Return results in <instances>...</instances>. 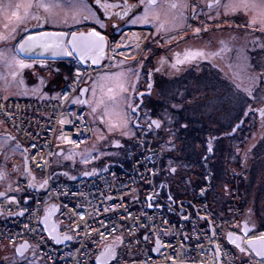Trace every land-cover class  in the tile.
<instances>
[{"label": "rangeland", "instance_id": "obj_1", "mask_svg": "<svg viewBox=\"0 0 264 264\" xmlns=\"http://www.w3.org/2000/svg\"><path fill=\"white\" fill-rule=\"evenodd\" d=\"M80 2L87 7L76 9L69 8L66 6V0H60L62 6L53 10V15L57 18L56 21L59 23L63 22L67 16V22H69L71 21V16L77 15V12L83 10L89 13L94 20H97L96 13H94L83 0H80ZM128 2L132 5L140 6L141 9L131 14V19L127 18L124 22H119L118 25L113 28V31L115 30L114 32L112 31L113 34L107 36L106 49L109 40L115 37V33H119L122 29L129 27H149L151 36L149 38L150 40L148 39V45L145 47L139 59L138 57L140 55L137 58L120 57L114 68L98 70L87 75L82 88H86L88 91L84 95L80 92L77 93L75 98L76 100L89 101V103L82 105L88 109V118L94 130V138L91 142L78 149H71L65 144H56V147H61L58 149L60 150L59 154L61 156L54 154L51 167H59L60 164L63 163L64 168L62 167V169H64V171L57 174V178L53 177V180L72 179V175L75 174L79 176L81 174L83 175V172H99L114 166L121 168V165H113L110 163L116 161L120 154L125 151L123 150L125 149L124 146L119 145V143H125L127 139L133 135H141L143 131L142 126H148L149 119L161 122L163 127L160 130L165 131L166 126L175 127L174 121L176 120V116H179L182 120L180 123L177 122V124H175V128L183 134L186 131L183 125L191 123L189 122L191 116L188 110L185 108L181 109V107H185L187 103L190 105L192 101L194 107L198 108V112L194 110V113H197L195 115V120L199 122V128L205 120H208V124L213 122L212 125H209L211 126L209 131L217 133L220 130L218 128V123L222 118V109L224 108L225 111L229 110V106L231 107L232 105L233 95L237 98L239 97L242 106L243 98L246 95L243 87L251 82L250 78L255 77L251 72L256 68L252 65L255 64L256 58L255 55L250 54V51L261 47V41L254 36L256 35L254 31H257L258 36L264 35V24L260 22L261 16L264 15V10L258 8L244 10L240 8L236 11H226L222 6L224 4L236 2V0H156L155 2L152 1L151 4H149V0H144L143 5H141V0H128ZM217 3L221 6L216 7L215 5ZM173 4H186L189 6L173 8L171 7ZM193 5L197 6L195 7V11L198 13L196 17L192 15L194 11ZM145 10L148 11L150 18V22L148 23H145L143 20V13ZM234 14H243L247 17L245 25L248 29L240 25L237 30L233 29L230 25L223 26L221 20L226 17H232ZM136 17H140V19H136ZM236 20H239V18ZM5 23H8V21L4 16L0 15V33L4 32L3 25ZM190 26H193L195 30L199 29L198 32L207 29L204 32V36L208 40L206 41L208 45L211 44L210 41L212 40L210 36H212L213 39H215V37H222L223 42L219 51L220 60L217 61L218 63L228 66V71L231 73L236 70L237 73L235 72V75L231 74V80L234 81L236 85L239 82V91L236 90L233 92L234 89L231 86V82H229L226 77L220 82L218 90L216 88L213 90H203L202 86L204 80H208L210 83H212L213 80L209 76L203 74V72H200L201 64H198V62L201 59L196 61V65L198 64L199 66L196 72L197 75L190 76L188 72L190 68H188L189 60L187 59V54L189 52L200 54L201 52L204 53L208 51L205 46L202 45L204 42L201 41L199 36L193 40L187 38L190 33L188 30ZM212 26L215 28L211 29L210 27ZM182 29L186 30L181 31ZM232 39L236 40L233 41L232 45L237 46L231 45V49H229V40ZM176 42V45H172ZM190 42L194 45H191ZM14 46V44L0 43V51L8 52V50H10L9 56H16L18 59H23L25 63L31 64L32 67L19 69L17 71L14 67L10 68L5 60H0V98H52L57 94L62 83H64L78 67L77 63L71 64L67 61L63 62L62 59L24 57L21 54H17ZM257 54L262 55V52H257ZM262 57H264V55H262ZM178 60L183 61V63H177ZM13 71L17 72L15 76L11 74ZM117 74H122L120 79H116ZM201 74H203V76ZM175 78H177L176 81L173 80ZM157 79L160 80L159 84L163 83V79H169L171 82H165L166 86L164 85V87L167 88L157 95L161 99L162 105L159 109H156L159 110L156 113L157 115H152V113L149 112L150 110H146L141 106L142 100L145 98L143 96L137 98V95L141 91L146 90L147 83L152 85V81L156 82L155 80ZM119 84H123L126 91L121 92L118 87ZM187 84L193 86H187ZM257 87L258 85L256 89ZM109 88L114 89L115 92L118 93L116 99L118 108L116 111L112 112L110 116L105 115V120L116 125L113 131H109V123H101L100 121L101 116L106 112V106L108 108L112 106V101L108 100ZM93 89H95V91H93ZM254 92L256 93V91ZM151 93H153L152 96L156 97L157 92L155 90ZM101 99H103L105 103L98 107L96 113H93L92 106H96V102ZM137 106L140 107L135 115H132L130 107ZM173 107L176 110L174 115L171 111ZM121 115L129 121V126L124 130L119 126ZM181 127H183V129ZM145 130L147 133L149 132L152 134V136L156 133L155 129L151 126ZM263 130V126L257 124L254 135H251L250 138L249 135H245L244 139L243 137L240 138L242 142V145H240V160L237 159L236 162L233 153H230L229 158L231 161L228 162L226 153L227 151L229 153L230 149L227 146L228 142H225L223 147L224 154L220 151V154H223L220 157L221 160H218V162L211 167L215 175L212 174L210 176V174L205 173L206 175L204 174L203 176L205 180L203 177L197 178L199 172L204 170L203 160L207 157V150L209 147L203 145L205 142L203 134L201 135L202 137L200 136L198 139L195 137V139L191 141H188L189 139L185 140V138H180L179 140L178 132H175V135H170L169 133H174V130L167 131V134L164 135L167 139L172 137L170 151L174 155V158L181 161L178 163L173 161L169 166L175 167L176 169V173L172 177L181 176L178 186L187 184L188 189L184 190V193H194L203 183L206 191L198 194L199 198L203 196L202 198L212 199L215 195L218 197L223 194L222 191H224V187H227L226 191H229L231 194L235 184H237V188L239 187L240 189L242 184L246 185V183H250L247 187L248 194L242 191V194L238 195L243 209L240 229L242 230V222L245 221L246 224L252 226L250 233H264V227L260 226L261 223H264V147L257 141L262 136ZM125 131L127 135L124 134ZM261 140H263V138ZM250 143L257 146L254 148V151H251V156H248V154H246V144ZM218 147L222 149L221 144ZM186 149V152L190 151L188 153L190 156V158H188L189 163L185 161V158L187 159V157L184 156ZM139 153L146 152L139 149L130 157H127L126 160H131ZM85 158H87L88 163L84 162ZM98 162H103V166L100 168L97 167ZM238 162H242V166H240ZM25 167V152L22 143L14 141L8 129L0 123V193H14L13 189L17 180L19 178H25L27 175ZM234 173L236 174L233 175ZM37 175L39 176V174ZM190 181L194 183V186H191L189 189ZM214 181L217 182V184ZM171 191V186L165 190L166 193H171ZM174 191L175 190H173V192ZM165 192L160 189V196L162 199L168 200ZM225 197H227V195ZM157 199L156 203L162 205V199L160 202ZM241 199H243V202ZM15 247L16 244L3 245L0 249V259L4 264H13L15 262L24 261L25 259L30 260L32 264H44L43 261H40L37 257L34 259L30 258V255L35 253L33 245H30L28 251L22 255H18L15 252ZM240 254L246 256V254H242L241 252Z\"/></svg>", "mask_w": 264, "mask_h": 264}, {"label": "built area", "instance_id": "obj_2", "mask_svg": "<svg viewBox=\"0 0 264 264\" xmlns=\"http://www.w3.org/2000/svg\"><path fill=\"white\" fill-rule=\"evenodd\" d=\"M150 36L146 26L122 29L109 40L99 65L80 66L83 79L75 82V70L52 98H0V123L14 141L22 143L27 172L17 180L13 194L0 196V249L28 243L35 248L30 258L44 264H95L109 246L116 255L109 264H215L217 256L220 264H231L233 259L240 264L239 250L226 239L227 232L248 238L240 229L243 209L235 187L231 194L227 191L222 213L208 199L199 198L192 204L177 203L173 214L166 207L148 206L159 204L156 195L148 199L153 190L147 153L135 155L129 169L111 167L72 180H53L50 175L52 158L61 148L56 144L78 149L94 138L88 109L72 103L87 75L114 68L120 57L141 56ZM53 205L58 207L54 216L58 234L71 237L60 243L42 223ZM37 221L41 222L39 233ZM247 259L246 255V264Z\"/></svg>", "mask_w": 264, "mask_h": 264}, {"label": "flooded vegetation", "instance_id": "obj_3", "mask_svg": "<svg viewBox=\"0 0 264 264\" xmlns=\"http://www.w3.org/2000/svg\"><path fill=\"white\" fill-rule=\"evenodd\" d=\"M17 2H19V0H15ZM67 1V0H66ZM85 4L88 5V7L94 12L96 13V16L99 18L100 23H102L104 25V27H100V24L96 23V20H94L92 18V16L89 15V13H87L85 10L81 11V12H77V19H78V23H74L71 19V21L64 23V22H57V21H49L48 23H44L43 21H41V23L44 25L43 27H39L37 26V22L35 20H30L28 22L27 27H29L31 29L32 34L34 33H40L43 31H59V32H65L68 34V38L71 36V32H76L77 34L80 33H88L92 28H96L97 31H100L102 35L105 36V49H106V43H107V36L110 34H113V27L114 25L117 26L119 22H124L127 18L130 17L131 14H133L135 11H138L141 9L140 6H135L132 5L131 3L128 2V0H99V4L97 3V0H83ZM153 2H155L156 0H152ZM195 1V0H193ZM211 3V2H210ZM209 3V4H210ZM104 4H109V5H118L117 7H109L107 9L103 8L102 5ZM208 4V5H209ZM41 16H44L45 13L43 10H40V12L38 13ZM239 15V14H234L232 17H226L224 19L221 20L223 26H228L230 25L233 29H236L238 27H245L248 29V27L245 25V23L247 22L246 19L247 17L245 15ZM237 18H239V20H236ZM240 25V26H239ZM193 26L189 27V35L187 36V38L189 40H193L195 39L197 36H199V38L201 39V41H203L204 43L202 45L205 46V48L208 50L207 52H201L199 53H195V52H189L187 54V59L188 61V72L190 73V76L192 75H197V70H198V64H201L200 66V72H203V74H205L206 76H209L213 82L210 83L208 80H204L203 82V90L205 89H219L220 87V82H222V79L224 77H226L228 79L229 82H231V86L234 89L233 92H235L236 90L239 91L240 90V85L239 82L237 83V85L239 87H237L236 83L234 81L231 80V74L235 75L237 72L236 70H234L233 73H231L230 71H228L229 67L226 66L225 64L222 63H218L217 60H220V46L223 42L222 37H215V39H213L212 36H210V38H212V40L210 41L211 44H207L206 41H208L205 36H204V32L207 30H201L200 32L196 31L195 28ZM215 28V27H210ZM251 29V28H250ZM186 29H182L181 31H185ZM113 31V32H112ZM188 32V31H187ZM256 33V35H254L257 39H259L261 41V47L250 51L251 55H255L256 61L255 64H252L253 67L255 66V70L252 71L251 73L253 75H255V77L257 78V81L260 80H264V57H262V55H264V35H259L257 34V31H254ZM191 36V37H190ZM20 39H22V36L18 33L17 37L15 39H10L7 41H3L1 40L0 43H9V44H14L15 49H16V45H18V43L20 42ZM229 49H231V45L233 43V41H236L235 39L229 40ZM194 43V41H193ZM193 43L190 42L191 45H194ZM176 43L172 44V45H176ZM232 46H237V45H232ZM176 48V47H175ZM256 48V47H255ZM177 49V48H176ZM175 49V52H176ZM252 52V53H251ZM257 52L261 53L262 55H258ZM176 55V54H175ZM262 57V58H261ZM201 59L198 64L196 65V61ZM58 60V59H56ZM60 60V59H59ZM63 62H70L71 64L77 63L78 61L74 58V57H69L66 59H62ZM251 65V64H250ZM71 66V65H70ZM73 66V65H72ZM78 66H82V65H78ZM251 67V66H250ZM236 72V73H235ZM235 73V74H234ZM203 74H201L203 76ZM249 75L251 76V74L249 73ZM251 79V78H250ZM174 81L177 80V78L173 79ZM251 82L252 79L250 80ZM249 82L247 85H244L245 87H243L244 89L249 88V87H253V90L256 91V93L254 92V98L251 99L250 103L245 104L244 102V98H243V103L242 106L240 104V100L239 97H235L233 95L232 98V105L231 107L229 106V110H226L223 108L221 111V120L218 123L219 125V131L217 132V138L219 140V145L221 144L222 149L224 147V143H227V146L229 147L230 151H232V153L234 154L235 157H238L237 159L240 160V143L242 145V142L240 141V138L245 137V135H249V138L251 135H254L255 133V129L257 124H259L260 126L262 125L264 128V83H259L257 82V89L256 86L257 85H253V83ZM148 84V83H147ZM193 86L191 84H187V86ZM152 88V85L150 87V89ZM83 89V88H81ZM245 97V96H244ZM160 98L158 97V104L155 105V109H159L160 106L162 105L160 102ZM89 102V101H88ZM189 103H187V105L185 107H181V109H186L189 112V116L191 123L190 124H186L187 125V129L189 130L188 133H190L192 135L191 138H193V135H201V134H208V131L210 130L211 126L213 122H211L210 124H208V120H205L203 122V124L201 125V127L199 128V122H196V125L193 124L195 123L193 121V119H195V115L197 114L196 112H198V108L194 107V103L193 101L190 102V105H188ZM189 107V108H188ZM178 109V108H177ZM194 110L196 111L194 113ZM159 110H155L154 114H156ZM174 115V113L176 112L175 108L173 107L171 110ZM227 112V113H226ZM247 113V115H246ZM227 114V116H226ZM157 115V114H156ZM138 117V116H137ZM179 116H176V120L174 121V126L176 127L175 124L180 123L181 122V118ZM151 119H149V123L148 126L143 125L142 126V134L141 135H133L132 137H129V139H127V141L124 143H119V145H123L125 149L124 153L126 154L127 157H130L135 151L143 150L147 153V155L150 158V162H151V166H152V171H151V187L153 190V193H155V195L157 196V200L160 202L161 201V196H160V189L161 191L163 190L165 192V190H167L168 187H172V191L170 192H165V195H167V197L171 196L172 197V201L169 200H164L162 199V205L163 207H166L168 210H170L173 214L174 211L177 209L176 205L177 203H181V204H192V203H196L199 199L198 194H201V190L205 188V185H203V183L201 184V186L194 192V193H184V190L188 189L187 184H182L181 186H178L179 184V180L181 178V176H174V174L176 173H171L170 172V168H175L171 165V163L173 161H175V163L177 162H181L180 160H178L177 158H174L173 154L171 153V149H170V145L169 142L171 141L170 139H167L166 137H164L165 134H167V131H171L174 130V133H169L170 135H175V132L179 133L178 138H184L185 135H183L182 133H180V131H178L175 127H167L166 126V130H160L162 129L163 125L161 122H156L155 124H152ZM193 122V123H192ZM157 124H159L160 126L157 127ZM180 125V124H179ZM153 127V129H155V134H150L149 132L147 133V131L145 129L149 128V127ZM217 126V125H216ZM183 128V127H181ZM233 129H236L233 132ZM158 132V133H157ZM162 132V133H161ZM187 133V132H186ZM208 138V137H206ZM263 138V140H261ZM177 139V138H176ZM261 140V142H260ZM221 141V143H220ZM244 141V140H243ZM259 141V144L261 146L264 147V130L262 132V136L257 140ZM172 142V141H171ZM253 144V143H252ZM250 144H246L247 147V153L248 156H251L252 152L254 151V148H256L257 145H252ZM207 145V141L205 142V146ZM172 146V145H171ZM254 146V147H253ZM253 148V150H252ZM263 155V154H261ZM185 157H187V159L185 158L186 163L188 162V154L185 153L184 155ZM244 159V158H243ZM253 160V159H252ZM239 163V162H238ZM187 165V164H186ZM240 166H242V162L239 163ZM175 166V165H174ZM207 167L205 166V169ZM153 173H155V175H153ZM202 178L203 176H200L198 174L197 178ZM169 178V180H168ZM204 179V177H203ZM205 180V179H204ZM176 188V189H175ZM191 188L190 183H189V189ZM173 190H175L173 192ZM250 226V225H249Z\"/></svg>", "mask_w": 264, "mask_h": 264}, {"label": "snow or ice", "instance_id": "obj_4", "mask_svg": "<svg viewBox=\"0 0 264 264\" xmlns=\"http://www.w3.org/2000/svg\"><path fill=\"white\" fill-rule=\"evenodd\" d=\"M99 4V0H97ZM144 0H141V5H143ZM152 3V0H149V4ZM62 5L60 0H19V2H15V0H0V15L4 16V18L8 21L3 25L4 32L0 33V40L7 41L10 39H15L17 34L19 33L22 36L18 45H16L17 54H27L32 52L36 48L43 49L44 51H51L52 54L55 55H64L68 57H74L78 61V65H88V62H91V65L99 64L101 58L105 54V36L101 34L100 31H97L96 28H92L88 33H80L77 34L76 32H71V38H68L67 33H48V32H41L37 34H32L31 29L27 27L28 22L30 20H35L37 22V26L43 27L44 25L41 23L43 21L45 24L49 21H56L55 15H53V10L56 8H60ZM66 6L69 8H86V5H83L80 0H67ZM118 5H109L104 4L102 5L103 8L107 9L109 7H117ZM189 5H181V4H173L171 7H188ZM211 6V5H209ZM216 7H220L221 5L217 3ZM226 11H236L237 9H261L264 10V0H236V2H231L228 4L222 5ZM194 11L192 13L193 17H196L198 13L195 11V5L192 6ZM40 10H43L45 15L41 16L38 13ZM91 14V13H90ZM131 19V17H129ZM71 19L74 23H78V19L76 15L71 16ZM136 19H140V17H136ZM143 20L145 23L150 22L148 11L145 10L143 13ZM68 17L66 16L64 19V23H67ZM260 22L264 24V15L261 16ZM96 23L100 24V27H104L102 23H100L99 18L97 17ZM113 27H116L115 25ZM196 31H199L197 29ZM116 49L114 51H118ZM10 50L8 52L0 51V60H5L7 65L12 68L14 67L17 71L19 69L29 68L32 67L31 64L25 63L23 59H18L16 56H9ZM177 63H183V61H177ZM13 76L17 74L16 71L11 73ZM122 74H117L116 79H120ZM83 79V71L80 66L77 67L74 80L75 82H80ZM253 81V85H256L257 82L264 83V80L257 81V78H251ZM43 82V81H41ZM119 90L121 92L126 91L123 84L118 85ZM237 87H239L237 85ZM81 94H85L88 89H79ZM95 91V89H93ZM246 93L244 97L245 104L250 103L251 99L254 98V90L253 87H249L244 89ZM108 100L112 101L111 108L106 106V112L104 115L101 116L100 121L101 123H109V131H113L116 128L115 124L110 123L108 120H105V115L110 116L112 112L116 111L118 105L116 104V99L118 97V93L115 92L114 89H108ZM143 96V93H141ZM73 104L80 103L86 104L89 103L87 100H73ZM105 101L103 99L96 102V106H92V112L96 113L97 109L100 105L104 104ZM91 106V105H90ZM137 107H130V111L132 115H135L138 108ZM79 115V113H78ZM247 115V113H246ZM153 123H156L153 121ZM120 128L122 130L126 129L129 126V121L121 115V122ZM160 125L157 124V127ZM183 127H187V125H183ZM236 129H233V132ZM127 135V132H124ZM65 140L68 138L65 137ZM172 142L170 141L169 144ZM213 148L211 147V143L208 147V152L211 153ZM70 158V157H69ZM207 157H205V161ZM85 163H88L87 158L84 159ZM175 168H170L171 173H175ZM85 175H88L85 173ZM155 175V173H153ZM75 179V177H73ZM207 179V177H206ZM47 185V181H45L41 187H45ZM206 190L202 189L201 192L204 193ZM4 195V194H0ZM155 193L151 194L148 199L151 200ZM15 197H13L14 199ZM169 201H172V197H168ZM25 203H27V197L25 198ZM149 207H163V205H153L149 203ZM75 207V206H73ZM22 214V213H21ZM71 219V217H69ZM182 220H187L188 217H182ZM198 219L205 220L207 223V219L205 217H199ZM43 224H47V218L42 222ZM165 223H170V221H165ZM261 227H264V223H261ZM26 227H30V225H26ZM79 227V226H78ZM213 227H215L213 225ZM41 228V222L37 221V227L35 231L39 233V229ZM55 228H52L50 232H54ZM216 231H219L216 229ZM245 234L247 235V239H243L241 237H233L231 234L229 235V242L234 244L237 249L242 254H246L248 256L247 264H253V260L255 264H264V234L261 235H251L248 232L247 227L245 226L244 229ZM55 239H59L56 237ZM64 239H71L69 236H65ZM119 239V238H117ZM147 239V237H145ZM159 242V241H158ZM131 243V241H129ZM19 251V249H17ZM226 253L225 255H228ZM234 256V254H232ZM115 250L113 247L109 246L106 247L105 250L96 257L95 264H109V261L115 260ZM34 259V257H33ZM223 259V257H221ZM2 264V262H0ZM22 264H32L30 260L25 259L22 261ZM231 264H235V260L233 259ZM240 264H246L245 258L242 256L240 260Z\"/></svg>", "mask_w": 264, "mask_h": 264}, {"label": "trees", "instance_id": "obj_5", "mask_svg": "<svg viewBox=\"0 0 264 264\" xmlns=\"http://www.w3.org/2000/svg\"><path fill=\"white\" fill-rule=\"evenodd\" d=\"M117 33H115L114 35H116ZM113 35V36H114ZM139 58H141V56L139 57ZM138 58V59H139ZM156 82H153L152 81V88L150 89L151 90V92H153V90H155L157 93H156V97L155 96H152V94L153 93H149V94H147V95H143V97L145 98V99H147V100H142V104H141V106L142 107H144L146 110L148 109V110H150L149 112L150 113H152V115H154V112H155V105H157L158 104V96L157 95H159L160 93H162V91H164L167 87H164V85L166 84L165 82H171V80H167V79H163V83L162 84H159V81L160 80H155ZM64 82H66V80L64 81ZM147 82H149V81H147ZM63 84V83H62ZM166 86V85H165ZM163 87H164V89H163ZM161 100V99H160ZM144 102V103H143ZM161 102V101H160ZM161 104H162V102H161ZM180 120H182V119H180ZM193 121L195 122V123H193V124H195L196 125V122H198V121H196L195 119H193ZM189 122H191V120H189ZM183 129V128H182ZM188 129L186 128V131L183 133V134H185V140H188V141H191V140H193V139H195V137H197L196 139H198L201 135H193V138H191L192 137V135L190 134V133H188ZM187 132V133H186ZM202 137V136H201ZM206 137H208V138H206ZM203 138H204V140H205V142L207 141V146H209V144L211 143V147L213 148V151L211 152V153H209L208 152V150H207V160L205 161V160H203L204 161V170H202V172H199V175L200 176H204V174L205 173H208V174H210V176L213 174V175H215V173H213L212 172V170H211V167L215 164V163H217L218 162V160H221L220 159V157H221V155H223L224 154V151L223 150H220L219 149V140H218V138H217V133L215 132H210V131H208V134L205 136V134L203 135ZM179 140H180V138H179ZM241 141V140H240ZM205 142L203 143V145H205ZM240 145H241V143H240ZM206 147V146H205ZM68 148V147H67ZM63 149V148H62ZM64 150V149H63ZM187 151V149L185 150V152H184V155H185V153H189V152H186ZM220 151H222V153L223 154H220ZM230 153H232V151H230L229 153H228V151H227V153H226V157L228 158V162H230L231 161V159L229 158V155H230ZM55 154H58V156H61L59 153H57V151L55 152ZM188 156H189V154H188ZM235 157V156H234ZM126 158H127V156H126V154L123 152L122 154H120V156L118 157V159L116 160V161H112V162H110V163H112L113 165H121V168H123V169H128V167L130 166V163H131V160L133 159H131V160H126ZM189 158H190V156H189ZM237 158L238 157H235L234 159H235V162H236V160H237ZM255 158V157H254ZM200 161V160H199ZM107 163V162H106ZM110 163H108V164H110ZM193 163V162H192ZM98 165H97V167H102L103 166V162H98L97 163ZM188 165V164H187ZM64 166V164L63 163H61L60 164V166L58 167H56V166H52L51 168H50V175H51V177L53 178H57V174H60V173H62L63 171H64V169H62V167ZM205 166L207 167L206 169H205ZM105 167V166H104ZM115 168H118V167H116V166H114ZM64 168V167H63ZM110 168V167H109ZM25 170H26V168H25ZM84 173L85 172H83V175H84ZM197 174V173H196ZM236 173H234L233 175H235ZM62 175V174H61ZM82 174L81 175H79L78 176V174H75V175H72V179H73V177H75V178H78V177H80V176H83ZM206 175V174H205ZM209 176V177H210ZM72 179H67V180H72ZM215 182V181H214ZM241 182H242V180H241ZM249 182V181H248ZM216 184H217V182H215ZM215 183H213V184H215ZM240 183V182H239ZM250 185V183H246V185H243L242 184V187H240V189H239V187L237 188V184H235L234 185V187H235V189L237 190V192H238V195H241L242 194V191L244 192V193H247L248 191H247V187ZM190 186H194V183L192 182V181H190ZM226 188L227 187H224L223 189H224V191H222L223 192V194H221V195H219L218 197H217V195H215V196H213V198L212 199H208L209 201H210V203L212 204L211 206H212V208H214V210L217 212V213H221V212H223V210H224V205H225V203H226V198L227 197H225L226 195H227V191H226ZM216 192V191H215ZM215 192H214V194H215ZM248 194V193H247ZM203 197V196H202ZM202 197H200V198H202ZM241 201L243 202V199H241ZM244 257V258H246V256L245 255H241V257Z\"/></svg>", "mask_w": 264, "mask_h": 264}, {"label": "water", "instance_id": "obj_6", "mask_svg": "<svg viewBox=\"0 0 264 264\" xmlns=\"http://www.w3.org/2000/svg\"><path fill=\"white\" fill-rule=\"evenodd\" d=\"M43 32H48V33H60L59 31H43ZM41 33V32H40ZM65 33V32H63ZM34 34H37V33H34ZM71 38V36L69 37V39ZM22 56L24 57H32V58H48V59H66V58H69L68 56H64V55H53L51 51H44L43 49H40V48H36L34 49L32 52L30 53H27V54H21ZM103 58V57H102ZM101 58V60H102ZM100 60V62H101ZM99 62V64H100ZM88 63L91 64V62L89 61ZM97 64V65H99ZM92 66H95V65H92ZM150 87H151V84L148 83L147 86H146V90L144 91H141L138 95H137V98H140L141 96V93H143V95H147L150 93ZM84 95V94H83ZM151 123L152 124H155L153 123V120H151ZM57 153H60V150L57 151ZM88 175L90 174V172H86ZM0 194H3V193H0ZM1 196V195H0ZM57 205H53L50 209H48L45 214L42 216V222L45 220V218H47V224H43L44 226V229L45 231L47 232V234L56 242V243H60V242H64V241H67L68 239H64L65 236H61L58 234L57 232V228H56V225H55V221H54V216L57 212ZM245 226L247 227L248 229V232L250 233V231L252 230V226H249L248 224H246L245 221L242 222V231L243 233L245 234L244 232V229H245ZM52 228H55V231L54 232H50V230ZM232 235L233 237H240L239 235H236L232 232H227L226 234V239L227 241L229 242V235ZM56 237H58L59 239H55ZM230 243V242H229ZM232 244V243H231ZM234 245V244H232ZM235 246V245H234ZM29 247V244L28 243H21L19 245L16 246V252L18 255H22L26 250L27 248ZM17 249H19V251H17ZM159 249V246H156L155 250L158 251ZM239 250V249H238ZM175 264H182V263H175ZM215 264H220L219 262V258L218 256L216 257V262Z\"/></svg>", "mask_w": 264, "mask_h": 264}, {"label": "bare ground", "instance_id": "obj_7", "mask_svg": "<svg viewBox=\"0 0 264 264\" xmlns=\"http://www.w3.org/2000/svg\"><path fill=\"white\" fill-rule=\"evenodd\" d=\"M261 234H264V233H257V234H255V235L258 236V235H261Z\"/></svg>", "mask_w": 264, "mask_h": 264}]
</instances>
